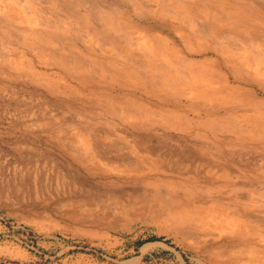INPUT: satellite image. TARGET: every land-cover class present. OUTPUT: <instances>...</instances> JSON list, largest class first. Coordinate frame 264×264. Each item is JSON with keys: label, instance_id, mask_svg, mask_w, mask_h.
<instances>
[{"label": "rangeland", "instance_id": "374dc122", "mask_svg": "<svg viewBox=\"0 0 264 264\" xmlns=\"http://www.w3.org/2000/svg\"><path fill=\"white\" fill-rule=\"evenodd\" d=\"M0 264H264V0H0Z\"/></svg>", "mask_w": 264, "mask_h": 264}, {"label": "bare ground", "instance_id": "6f19581e", "mask_svg": "<svg viewBox=\"0 0 264 264\" xmlns=\"http://www.w3.org/2000/svg\"><path fill=\"white\" fill-rule=\"evenodd\" d=\"M83 145H84V144H83ZM84 146H85V145H84ZM84 146H83V147H84ZM87 146H88V144H87ZM75 147H76V146H75ZM79 147H80V145H79ZM90 147H92V146H90ZM75 149H78V150H79V148H75ZM85 149H87L86 146H85ZM85 149H84L83 151H85ZM87 150H88V149H87ZM87 150H86V153H87ZM91 150H92V149H91ZM91 150H90V153H92Z\"/></svg>", "mask_w": 264, "mask_h": 264}]
</instances>
